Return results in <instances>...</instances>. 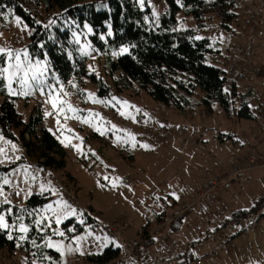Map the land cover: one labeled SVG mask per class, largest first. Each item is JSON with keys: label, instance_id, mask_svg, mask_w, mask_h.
Segmentation results:
<instances>
[{"label": "rangeland", "instance_id": "rangeland-1", "mask_svg": "<svg viewBox=\"0 0 264 264\" xmlns=\"http://www.w3.org/2000/svg\"><path fill=\"white\" fill-rule=\"evenodd\" d=\"M29 1V7L37 12L42 22L53 15L54 11L46 8L40 0ZM92 1H96L100 9L107 7V3H101L103 0ZM147 1L153 6L155 17L167 10L166 0ZM238 1L240 16L227 27L223 26L222 18L217 12H209L206 25L198 27L193 16L181 11L177 15V28H195L196 39H209L213 52L206 55V62L225 71L229 79L236 80L241 93H246L249 89L253 91L256 97L253 95L251 106L256 108V120L239 119L235 114L229 116L218 103H213V110L210 111L203 101L205 92L200 88H196L191 95L184 89L180 91L179 95L188 96L186 110L183 112L174 105L155 100L137 82L123 79L122 71H114L112 67V61H116L121 54L113 53H119L122 47L129 49V46L112 45L108 39L110 36L107 35L109 31L112 32L110 23L107 33L100 35L104 37L102 41L106 45L105 49L93 43L92 35L96 32L89 24H85L83 28L71 29L77 45L75 54L84 60L85 73L74 75L72 79L65 81L53 69L47 57L32 55L29 43L33 28L14 11L0 12L4 14L0 15V48L20 52L21 68L12 87L17 92L21 91L18 81L26 72L29 80L27 90L30 93L28 96L10 95L7 87L8 73H0V104L5 97H13L17 111L25 122L34 114L40 113L42 120L38 129L46 128L58 138L65 150L66 161L63 168H48L43 171H47L46 178H41L28 163H20L9 175H0V185L3 186L0 206L4 205L6 196L11 201L12 208L11 218L6 215V219L10 224L22 222L30 229L27 233L29 239L19 247L14 239L13 250L9 247L0 248V264H89V256L102 253L110 245L117 246L109 235L101 233L94 222H89L84 215L70 216L67 219H75L78 223L82 219V231H77L74 225L64 226L67 220L58 226L53 220L51 228L41 231L49 221L45 220L44 225L37 226L35 220L52 216L51 212L44 211L47 204L51 203L56 207L55 202L58 200L69 204L66 196L79 201L97 222L113 223L124 239H141L139 232L144 225H149L152 233L163 221L157 223V213L164 208L171 210L167 213H176L178 204L187 201L191 190L209 175L217 173L221 163L231 165L236 157L250 154L264 156V149L261 150L260 146L264 141V61L261 59L264 49L261 46L258 51L249 50L250 45L264 44L257 32L245 25L247 0L243 2V13L242 0ZM17 17L20 18L19 22ZM242 26L250 30L249 35L256 36L248 40L250 42L247 44L243 43L246 38L241 36ZM237 43L244 44L243 51L236 50ZM25 52L28 54L27 59ZM244 55L251 65L242 67L240 63L245 62L242 58ZM72 59L75 60V56ZM15 63L14 58L10 61L6 53H0V70L9 68L10 72H17V69L10 67ZM231 63L236 64V69L239 70L237 72L242 71L239 73L241 77L231 69ZM34 72L37 80L31 79ZM93 76L97 77V81ZM178 77L181 80L188 79L187 76ZM103 86L107 88L105 94L100 93ZM53 97L58 101L56 109L49 102ZM124 101L128 102L127 105L122 103ZM240 103L241 100L236 98L234 107L237 109ZM69 106L75 111L69 110ZM61 108L64 110L60 111ZM139 115H143L146 122L151 120L156 125L160 124L165 130L172 131L181 127L184 132L178 134L177 130L176 137L171 141L159 139L155 142L153 137L158 134L149 126L139 124ZM20 130H13L16 137H20ZM142 135L146 139H142ZM25 137L29 138V135L26 134ZM19 143L21 144L20 140L0 134V149H3L0 164L10 166L22 157L23 150ZM255 170L243 171L235 182L224 185L218 195L208 197L205 199L207 201L203 199L196 207L181 214V226L167 232L177 242L173 249L175 254L182 253L192 241L205 239L214 232L215 225L212 221L216 217H222L219 215L222 210L232 215L238 208H250L254 201L264 196V166ZM69 174L72 175L70 179L75 181L69 180ZM51 175L55 177L56 183L49 179ZM4 179L10 183L4 184ZM41 185L46 189L43 193L50 192L51 198L43 205L27 206V200L31 196L28 193H41ZM64 187L67 189L65 195L60 191ZM17 191L20 195H16ZM18 216L23 217L22 221H17ZM166 226L167 224L164 225ZM71 227L75 231L69 232ZM57 228L65 233L64 237L53 235V230ZM6 231L8 235V230ZM254 232L234 238L231 250H221L211 242L203 249V254L217 248L218 257H207L204 264H264V222L260 225V232ZM12 235L16 237L20 233L13 230ZM78 236L85 237L79 244L75 241ZM49 237L54 242L63 243V256L54 249L43 247ZM32 239L41 247L32 245ZM164 239L158 236L154 244L142 245V255L146 261L161 246L169 244ZM68 246L73 251H67ZM77 247L80 251L75 250ZM44 256H50L52 260L42 259Z\"/></svg>", "mask_w": 264, "mask_h": 264}, {"label": "trees", "instance_id": "trees-1", "mask_svg": "<svg viewBox=\"0 0 264 264\" xmlns=\"http://www.w3.org/2000/svg\"><path fill=\"white\" fill-rule=\"evenodd\" d=\"M40 1L50 11H54L45 22H42L37 12L29 7V0H0V12L11 8L33 28L29 43L32 55L47 57L61 79L68 81L74 75L85 73L84 60L75 54L77 45L73 40L71 29L83 28L85 24H89L96 32L92 35L93 43L105 49L106 45L100 35L107 33L108 23H110L113 35L108 39L113 43L112 45L129 46L128 53L112 61L113 70H121L123 79L137 82L155 100L166 105H174L183 112L186 110L188 96L179 95L180 91L184 89L191 95L196 88H200L205 92L203 101L210 111L213 110L212 104L218 103L229 116L235 114L239 119L256 120V108L251 106L252 100L256 97L253 91L249 89L246 93H241L236 80L229 79L225 71L206 62V55L213 52L209 39H196L195 28H177V15L181 11L193 16L198 27L206 25L209 12H217L222 18L223 26L227 27L240 16L238 0H179V3L177 0H166L167 10L159 17L153 16V6L147 0L143 6L139 0H103L101 3H107V7L103 9L98 8V3L92 0ZM50 21H52L51 24ZM72 56H75V60ZM237 70L234 69L238 76ZM179 75L187 76L188 79L181 80ZM93 79L97 81V77L93 76ZM106 89L103 86L100 93L105 94ZM236 98L241 100L237 109L234 107ZM41 120L39 113L25 122L17 111L14 98L5 97L0 104V133L22 141L27 150V156L23 154L10 166L0 164V175L10 174L20 163H27L26 159L33 161L42 170L65 167V150L50 130L38 129ZM144 123L143 121L139 124ZM15 128L21 129L20 137L15 136L13 131ZM26 134L29 138L25 137ZM241 166L244 167L243 164ZM38 175L42 177L41 174L38 173ZM68 177L71 180L72 175L69 174ZM49 193L32 194L27 200V206L43 205L51 197ZM10 205H1L0 211L9 208ZM263 205L264 196L250 208L238 209L233 215H243ZM166 211L167 209L164 208L157 213L159 223L165 218ZM183 215L173 222V229L180 227ZM84 216L96 225L97 220L93 219L89 210ZM68 225L76 226L77 231L84 229V226L75 219L67 220L64 226ZM139 235L142 244H152L154 237L150 233L149 225H144ZM4 247L13 250L15 240H9L7 231L0 230V248ZM118 254V246L110 245L102 253L89 256L88 261L105 262Z\"/></svg>", "mask_w": 264, "mask_h": 264}, {"label": "built area", "instance_id": "built-area-1", "mask_svg": "<svg viewBox=\"0 0 264 264\" xmlns=\"http://www.w3.org/2000/svg\"><path fill=\"white\" fill-rule=\"evenodd\" d=\"M245 25L250 26L255 30L258 36L262 39L264 44V2L263 0H247V10L245 13ZM256 36H253L255 38ZM252 38V39H253ZM256 46V47H255ZM250 45L249 50L251 52L258 51L259 48L264 45ZM236 50L243 51L244 44H235ZM231 69H236V64L231 63ZM241 77L242 75L239 74ZM139 123L145 122L144 126H149L152 131L157 133L153 137V140L157 141L159 138L165 137V140H171L176 137L177 131H168L163 128L160 124L156 125V122L149 121L146 122L143 115L137 117ZM148 130V129H147ZM178 134L183 132L180 127ZM167 131V132H166ZM1 134V133H0ZM142 139L146 137L141 136ZM23 154L27 156V150L24 147L23 142L19 143ZM11 156V154H9ZM235 162L231 165H226L224 163L220 164V169L217 173H213L208 176L204 181H202L197 187L193 189L191 198L185 201L183 204H178V211L176 213L169 212L166 213L163 221L152 231V235L155 237L161 236L166 238L169 243L161 247L155 253L151 255L150 260L146 261L142 255V243L139 238L126 240L121 236V233L117 230L111 222H97L96 226L98 230L107 234L111 237L113 242L119 248V254L108 261L105 262H89V264H123L126 261L128 264H204V260L207 257L217 258L218 254L216 249L220 247L221 250H231L233 247V239L238 236H247L252 231H258L261 222H264V205L258 209L250 210L246 214L234 216L228 215L227 211L222 210L219 215H222L220 219L217 217L212 221L215 225L214 232H212L205 239L194 240L187 244L185 250L182 253H174V247L177 246V242L172 240L170 236L167 235L168 230L171 228V224L181 215L187 213L191 209L197 206V204L204 198L210 195L216 194L219 189L225 184L229 183L231 180L235 179L240 173L247 170H255L260 166H264V156L256 157L254 154L246 155L245 157H236ZM27 160V163L31 166L35 173L41 174L42 177L46 176V169L42 170L37 164L31 160ZM244 165V167L241 166ZM48 169V168H47ZM53 183L55 182V177L51 175L49 177ZM60 191L65 195L64 192L67 191L66 187L60 189ZM69 204L76 209L77 215H85L87 209L82 206L76 199L68 198L66 196ZM167 224L166 227L164 225ZM213 242L217 246L214 250L203 254V249L207 248L209 244Z\"/></svg>", "mask_w": 264, "mask_h": 264}, {"label": "snow or ice", "instance_id": "snow-or-ice-1", "mask_svg": "<svg viewBox=\"0 0 264 264\" xmlns=\"http://www.w3.org/2000/svg\"><path fill=\"white\" fill-rule=\"evenodd\" d=\"M177 2L179 3V0H177ZM139 3L141 4V6L144 5L145 3V0H139ZM7 12L8 13H12L13 12V9L11 8H8L7 9ZM0 15H4L3 13H0ZM156 13H153V16H155ZM20 21V18L17 17V22ZM50 24L52 23V21L49 22ZM25 27H27L25 25ZM45 27H47V25H45ZM89 31H91V29H89ZM108 36H111L112 35V32L109 31L107 33ZM101 39H104V37H101ZM197 39H199V37H197ZM79 41H77L78 43ZM129 52V49L127 47H122L120 48L119 50V53H113V55H117V54H124V53H128ZM0 53H6L7 54V57L8 59L11 61L13 58L15 59L16 63L14 65H10V67H14L15 69H17V72H10L9 68H4L2 70H0V73H8L7 75V80H8V91H9V94L10 95H23V96H28L30 93L29 91L27 90L28 87H29V80H28V76H27V73L25 72L24 73V76L23 77H20L19 78V84H20V88H21V91L20 92H17L15 89H13L12 87V84H13V80L14 78L17 77L18 75V71L19 69L21 68V62H20V52H15L11 49H4V48H0ZM24 56L25 58L27 59V52L24 53ZM37 65H39V62H37ZM41 75H43V73L41 72ZM32 80H37L38 77L36 75V73L34 72L32 74V77H31ZM42 91V89H41ZM225 91H227V89H225ZM49 95L51 96L52 94L49 93ZM66 95V94H65ZM89 95H92V94H89ZM51 104H52V107L54 109L57 108V104H58V101L56 98H52L50 99L49 101ZM101 103H104L105 101H99ZM123 104L127 105V101H124L122 102ZM60 111H63L64 109L61 108L59 109ZM69 110H74V109H71V106H69ZM75 111V110H74ZM139 111V110H137ZM48 113H46L47 115ZM122 115L124 113H121ZM87 122V121H85ZM134 139V138H133ZM142 147H145L147 148L148 146L147 145H141ZM13 148H15V145H13ZM3 152V149H0V153ZM16 159H19V157H16ZM33 180H35V177H32ZM107 179V177L105 178ZM4 184H9L10 181L7 180V179H4L3 181ZM45 187L44 185H41L40 186V191H41V194H43V192L45 191ZM48 191H52L51 189H47ZM0 194H3V186L0 185ZM16 195H20V192L17 191L16 192ZM28 195H32L31 192L28 193ZM178 198V197H177ZM56 203V207L53 206V204H47L45 206V209L44 211L45 212H51L52 213V216L51 217H47V216H43L39 219H36L35 220V224L37 226H41V225H44V221L45 220H48L49 223L47 225H44V228H41V231H43L45 228H51V223L52 221L54 220L55 224L58 226L60 225L64 220H67L70 216H76L77 215V211L75 208H72L71 205H69L67 203V201H63V200H58L55 202ZM3 204H11V201L5 196L4 200H3ZM33 213H29V215H32ZM6 215L7 216H10L12 215V208L9 207L5 210H2L0 211V230H8V235H7V238L9 240H13L15 239L17 241V247H19L21 245L22 242L26 241L29 239V237L27 236V233L30 231L29 227L27 225H25L24 223H19L17 224L16 222H13L12 224H10L8 222V220L6 219ZM23 217H17V221H22ZM79 223L83 224L84 221L81 219L79 221ZM18 231L20 233L19 236H16L14 237L12 235V231ZM69 232H73L75 231V228L74 227H71L68 229ZM53 235H57V236H60V237H64L65 236V233L63 231H60L59 228L53 230ZM85 239V237H76L75 238V241L77 242V244H79V241ZM99 239V237L97 238ZM31 243L32 245L36 246V247H41V245H38L36 240L35 239H32L31 240ZM43 247H47L49 249H54L57 253H59L61 256L64 255V251H65V246L63 245L62 242H54L51 237L47 238L44 242V245ZM76 251H80L79 247H77V249H75ZM67 251L71 252L73 251V249L71 248V246H68L67 247ZM81 254H83L81 252ZM42 259L44 260H48V261H51L52 258L50 256H44L42 257Z\"/></svg>", "mask_w": 264, "mask_h": 264}, {"label": "crops", "instance_id": "crops-1", "mask_svg": "<svg viewBox=\"0 0 264 264\" xmlns=\"http://www.w3.org/2000/svg\"><path fill=\"white\" fill-rule=\"evenodd\" d=\"M243 2H244V0H242V13L245 11V9H244V7H243ZM241 32V36H242V38H246V40H245V42L243 41V43H245V44H247V43H249L250 41H248V40H250V39H252V37H253V35L251 34V35H249L250 34V30L249 29H247V28H245V27H243L242 26V31H240ZM262 49H264V47L262 48ZM261 51V50H260ZM245 57V55L242 57V58H244ZM245 59V62L244 63H240L241 65H242V67H246L247 65H251V62H249L248 63V58H244ZM261 59L264 61V53L261 55ZM260 59V60H261ZM240 60V59H239ZM251 60V59H250ZM239 63V62H238ZM149 121H151V120H149ZM179 129V128H178ZM183 129V128H182ZM172 131H177V130H172ZM183 132H184V129H183ZM146 139V138H145ZM163 139H165V137H163ZM155 141V140H154ZM158 141V140H157ZM157 141H155V142H157ZM165 141H171V140H165ZM260 146H261V150L262 149H264V141L263 142H261L260 143ZM235 155H237V154H235ZM234 157V156H233ZM232 157V158H233ZM3 165V164H2ZM247 171H250V172H253V171H256V170H247ZM12 172V171H11ZM243 173V172H242ZM242 173H240V174H242ZM239 174V175H240ZM9 175V174H8ZM239 175L235 178V179H233L232 181H230V182H235L236 181V179L239 177ZM42 178V177H41ZM228 184V183H227ZM226 185V184H225ZM223 187V186H222ZM221 187V188H222ZM221 188L219 189V191L221 190ZM219 191L216 193V194H214V195H210V196H216V195H218V193H219ZM192 192H193V190H191V192H190V194H189V197H188V199L190 198V196H191V194H192ZM51 195V194H50ZM210 196H207L206 198H204V200L205 199H207L208 197H210ZM262 197V196H261ZM261 197H259V198H261ZM51 198V197H50ZM259 198L257 199V200H259ZM187 199V200H188ZM203 200V199H202ZM202 200L200 201V203L202 202ZM256 200V201H257ZM205 201H207V200H205ZM256 201H254V203L256 202ZM253 203V204H254ZM238 209H240V208H238ZM242 209H246V208H242ZM168 211H171V210H169V209H167V211L166 212H168ZM236 211V210H235ZM156 219H157V217H156ZM182 220H183V217H182V219H181V222H182ZM157 223H158V220H157ZM261 224H262V222H261ZM260 224V225H261ZM180 226H181V224H180ZM179 228V227H178ZM178 228H176V229H178ZM170 229H173L172 228V226H171V228ZM258 232H260V227H259V229H258V231H255L254 233H258ZM164 238V237H163ZM155 240H156V237H154V240H153V242H152V244H154V242H155ZM164 240H166V238L164 239ZM151 244V245H152ZM143 245V244H142ZM163 246H165V245H163ZM163 246H161V247H163ZM157 251V250H156ZM155 251V252H156ZM154 252V253H155ZM123 262H126V261H123ZM128 264V263H127Z\"/></svg>", "mask_w": 264, "mask_h": 264}, {"label": "bare ground", "instance_id": "bare-ground-1", "mask_svg": "<svg viewBox=\"0 0 264 264\" xmlns=\"http://www.w3.org/2000/svg\"><path fill=\"white\" fill-rule=\"evenodd\" d=\"M165 129V128H164ZM159 139H163V137L161 136Z\"/></svg>", "mask_w": 264, "mask_h": 264}]
</instances>
